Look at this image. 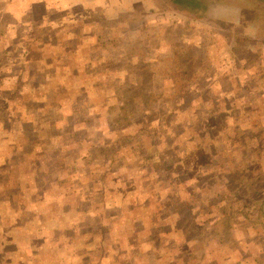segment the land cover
Returning <instances> with one entry per match:
<instances>
[{
    "label": "rangeland",
    "instance_id": "1",
    "mask_svg": "<svg viewBox=\"0 0 264 264\" xmlns=\"http://www.w3.org/2000/svg\"><path fill=\"white\" fill-rule=\"evenodd\" d=\"M101 1L103 2L98 4L69 1L62 7V2L58 3V0H0V28L5 29V44L8 43L5 49L8 53L4 54L5 66L12 63V66L8 67L9 72L18 74L21 78L23 72H28L23 70L24 63H27L30 77L19 79L22 85L19 88L38 83L39 86H34V100H40L41 94H46L50 100L41 105L42 108H38L34 100L29 98L28 90L21 89L19 92L16 89L12 93L13 108H0V120L9 119L8 111L13 113L15 120L6 121L11 127L6 135L0 131V165L5 162L0 168V180L5 187L1 189L3 185L0 186V264H82L80 257L70 260L68 256H75L80 246L78 252L87 250V244L96 246L103 237H107L108 242L113 241L116 234L111 233L128 229L117 222L116 218L113 219V225L109 220L104 224L106 218H103L109 214L126 215L128 203L127 200H122L123 198L153 200L145 202L146 205L144 202L138 205L136 212L139 215L143 214L145 206L150 207L152 211L156 208L157 203L154 202L162 198L167 190L154 189L155 181H152L154 175L150 171L151 167L142 169L137 166V152L122 147L119 154L114 155L123 157L125 153L129 154L130 158L125 160V163L134 164L137 175L121 171L109 173L103 179V184L99 178L108 164L99 158L96 149H91L90 154H87L86 141L80 143L79 138L88 133L92 137L99 136L103 141V134L107 129L111 134L108 140H117L121 144V138L112 130L113 121L122 114L118 108V105L122 104L120 101H128L125 107L138 106L137 102L140 100L152 101V116L155 115V118L160 112L169 110L171 104L176 106L175 115H172L176 118L174 127L164 123L158 127V121L148 125L147 131L143 133L146 149L152 151L157 148V151H163L159 161L162 162L161 166L173 164L179 170L178 173L186 172L183 168L189 166V161H179L180 157L191 154V163H195L194 143L186 138L196 126L187 128L180 134L185 126L188 127L190 120L194 121V125L200 124L191 116L194 111L199 113L196 116L198 119L208 118L215 124H211V132L219 138L218 144L226 150L231 149L226 155L227 159L234 156L237 159L242 154L247 159L251 155L249 148L242 153L235 146L228 144V133L248 141L253 145L251 148L254 151L261 152L257 149L262 142L259 133L264 132V127L249 128L250 131L243 135H239L232 127L225 130L221 127L220 118L224 115L227 120L230 119V115L223 112L227 102H218L215 106L210 101L204 102L194 90L198 88L207 96L206 89L211 88V80L207 76L221 67L223 70L237 73L241 75L237 84L240 89L243 85L246 88L243 91L238 90V102H232L231 106H245L251 99L252 104L249 105L259 106L260 109L251 112L237 107L239 115L234 121L244 118L257 123L264 121V94L260 93L264 90V41L258 40V37L262 36L259 33H264V0ZM217 2L222 3L221 9H226L225 4L227 8L234 9L236 12L230 14L233 17H236L238 9L242 10V17L234 24L231 20L222 21L212 17L206 6L211 3L215 5ZM218 10L219 8L215 11ZM213 14L216 15L215 12ZM44 42L50 44V47ZM65 42H69L66 48L71 49L69 57L63 47ZM196 42L200 44L197 46ZM55 44L58 49L52 47ZM23 48H26L27 55L22 54ZM74 54L78 56L75 57V62ZM92 56H99L97 62L93 65L90 60L82 69V64H79L77 59H92ZM25 57L29 58L30 62H26ZM49 57H52L53 63H46V58ZM140 57L149 62L142 65L138 60ZM36 59H40L39 65L35 64ZM46 65L52 70L53 76H50ZM120 66H123L128 74L116 78L113 75ZM66 68L68 76L64 80L62 77L65 75L61 73ZM4 70L6 71V68ZM76 71H79L81 76H87L86 73L91 76L95 73L98 77L94 79L90 76H80V79L74 76ZM139 72L143 76H140ZM43 73H47V76H41ZM136 80L137 83L143 82L141 86L145 93L138 92L139 89L135 87ZM183 83H190L191 94L183 95L185 98L179 106L177 92L181 91ZM83 85L86 95L79 90ZM94 85L99 88L91 90L90 87ZM171 89L175 96L170 93ZM216 94H219L220 98L224 96L227 101L235 96ZM61 101L67 103L68 116L62 125L55 126L54 123L61 121L63 113L59 108L54 110L53 107L50 110L49 104ZM93 102L96 105L102 103L103 106H95L92 109L89 106ZM24 110H27L29 120H26ZM138 111L130 112L125 118L126 121L122 120L123 123L119 125L122 138L130 136L125 139L128 145L137 143L132 136H136L135 130L140 127L142 119ZM85 116L94 121L97 129L94 126L90 130L74 128L78 123L76 119ZM133 120L136 122H131ZM108 140L104 144L108 143ZM151 142L156 144L151 145ZM22 143L25 144L24 152L20 147ZM104 144L100 145L103 149ZM29 150L34 153L36 151L37 157L29 158ZM111 150L114 149L108 145L105 152L108 154ZM6 153L8 156H4ZM262 161L260 164L257 162L261 167ZM6 171L11 176L17 175L18 179L21 176L30 188L25 190L23 182L19 183L18 179L12 181L3 176ZM114 175L120 178L117 185L111 181ZM236 175L234 174L233 178ZM148 177L152 182L144 183L143 180H148ZM202 179L210 180L205 176ZM216 179L219 180V175ZM130 187L133 188V196L130 191H126ZM255 192V188L248 186L244 195L261 201V196L251 197ZM81 194L89 199L88 202L80 200ZM237 194L226 198L229 201H234V197L242 199L238 196L242 194ZM201 195L204 197L205 193L200 192L198 199ZM76 197H80L78 201L75 200ZM117 201L120 204H116ZM136 201L139 202L138 199ZM202 201L205 203L203 208L207 210H211L210 205L216 203L207 199ZM107 203L112 206H107ZM75 204L87 207L90 216L75 213ZM219 209L218 205L213 208L214 212ZM78 219H81V223L76 229L75 222ZM78 229H98L105 233L92 238L78 233ZM122 232L116 237L118 244L124 247L134 245L137 240H129ZM48 239H51L53 246H57L52 252L45 250ZM129 254L127 253L128 257ZM119 255L122 256L123 253ZM17 260L19 263H16Z\"/></svg>",
    "mask_w": 264,
    "mask_h": 264
},
{
    "label": "crops",
    "instance_id": "2",
    "mask_svg": "<svg viewBox=\"0 0 264 264\" xmlns=\"http://www.w3.org/2000/svg\"><path fill=\"white\" fill-rule=\"evenodd\" d=\"M58 1V3L62 2V7H65V4H67V2L69 1L90 4H98L103 2L101 0ZM220 4L222 3L217 2L215 5L211 3L210 5L206 6V10L209 12V14L212 13V17H215L216 19L222 21L231 20L233 21V24L242 17V10L238 9L236 17H233L230 14L236 11L234 9H230V7L227 8L226 4V9H221L223 5L220 6ZM218 8L219 10L215 11ZM213 12H215L216 15H214ZM1 24L2 23H0V25ZM250 29L253 28L250 27ZM3 30L5 29L0 28V108L8 110V108H13V91H15L16 89H18L19 92H21V89L25 90V88H19L20 86H22L19 82V79L29 78L30 73L29 65H27V63H24L23 70L28 72H23V77L21 78L18 74L9 72L10 69H8V67H11L12 63H8V65L5 66L6 56L4 54L8 53V51L5 52L8 43L5 44V34L3 33ZM259 35L263 36L264 33H259ZM262 36L258 37L259 41H264V37ZM68 43L69 42H65L63 45V47H65L64 49L68 52L67 57H69L70 53L68 47L66 48V46H68ZM45 44L50 47V44ZM199 44V42H196L197 46ZM83 45H85L84 42ZM40 47L42 48L43 46ZM52 47L56 48L58 47V45L55 44ZM25 49L23 48V55L28 54L27 52H25ZM75 57L78 56L76 54L73 55L74 62ZM25 58L26 62H30L29 58ZM98 58L99 56H92V59H89L88 57L87 59L79 58L77 60H88L89 62L91 60V63H93L94 65L97 62ZM138 60L147 61V59H145L144 57H140ZM40 63V59H36L35 64L39 65ZM46 63H53L52 57H49V59L46 58ZM79 63L82 64L81 62ZM5 68L6 71L4 70ZM46 68L48 69V71L50 70L47 65ZM224 70L221 67L220 70L213 72L210 76H207V78L211 80L210 87L214 92L220 93L225 96L235 94V96L232 97L229 101L224 99V96L222 97L225 102H227L224 109L226 111L223 110V112L228 113L230 115V119L227 120L226 117H223L224 115H222V117L220 118V120H222L221 127L223 125H227V128H224L225 130H227L229 127H238V129H241L242 131H245L246 129L250 131L249 128L253 129L264 127V121H259V123L255 121L251 122V120H248L246 118L237 121L238 123L234 121L235 117L231 112L232 109L237 110V107H243L245 110L252 112L258 111L260 108L259 106L249 105L252 104L251 99H249L247 105L245 106H231L232 102H238V90L240 89V85H238L237 82L239 81L241 75ZM111 71L115 70L111 69ZM116 71L117 73L113 75L116 78L125 77L128 74L124 67L116 69ZM67 72L68 70L66 68L64 69L63 73H61L65 75L62 77L64 80L68 76ZM50 73V76H53L52 70H50ZM41 76L46 77L47 73H43V75ZM80 76L81 73H79L77 77ZM140 76H143V74L141 73ZM32 77L35 76L32 75ZM90 77L97 78L98 75L92 73ZM127 84L126 90L128 91L129 89L127 88ZM92 87L94 90L95 85ZM92 87H90V89H92ZM244 88H246L245 85H243L240 91H243ZM2 93L7 96H4ZM260 93L264 94V90H261ZM249 98H251V95L249 96ZM222 103L223 102H221L220 104ZM62 104L63 105L59 106L58 108L62 111L63 116L61 117V121L54 123L55 126H58V124L62 125L64 119L68 116L66 112L68 109L67 103L63 102ZM90 108L93 109L95 108V106H90ZM24 112L26 115V120H29L30 116L28 115L27 110H24ZM8 114L10 116L9 119L0 120V131H2L4 135H6L7 131L11 128L10 125L6 124V121L10 120V122H15V120L13 119V113L11 111H8ZM85 118L89 117L85 116L76 119L78 123H75L76 125L74 126V128H84L90 130L93 126H95L91 123L94 121L90 120L91 122H89L88 120H85ZM259 136L262 139L261 146L259 147V149H257L261 151L260 153L258 151H254L251 146L246 144V141L243 139H238L237 143L245 144H233L235 148L240 150L242 153L246 148H249L251 155H249L246 159L245 155L242 154L240 158L237 157L236 162L229 161L227 165L222 169V174L219 177V182L217 184H213L216 185L217 188H220L221 191H226L228 195L241 193L243 196L238 194L237 195L242 199L238 200L237 197H234V201H229L225 196L220 194V198L216 200V203H212L210 205L211 210L204 209L203 207L205 206V203L202 200L207 199L212 202L211 199L208 197H202V195L200 199H198L197 196L200 192L210 193L213 188L207 181L197 182V180L203 178L206 173L205 171H203L205 168H199L196 156L194 155L195 163L192 164L188 162V168H183L188 171L194 170V173H191L192 178L188 181V183L191 184L190 189L192 190L186 192L183 189L186 183L180 182V180L177 179H174L172 183L161 181L157 183L155 182L154 189L156 188V190L158 191L167 190V193H165L162 198H159L156 202H154L157 203V205L153 211L150 207L145 206L143 208L142 215H139L136 212V210L138 209V205L142 202H144L145 204V202H152L153 200L149 199V201H144L145 199L140 198H123L122 200H127L128 203L126 209L128 214H119L117 216L109 214L107 216H103V218H106L104 219V224H106L109 220L112 225L114 223L113 219L116 218L117 222L121 223L123 227H128V229L124 230V232L117 231L116 233H111L116 234L113 237V241L108 242L107 237H103L99 240V243L96 246L87 244V250L83 252H78L79 248H81L80 246L77 249L76 255L68 256L69 259L72 260L74 257H80L83 262L82 264H264V217L263 215H260L258 219L253 221V216H251L254 211H257V208L259 206H264V201H255L251 198H247V196L244 195L247 188L244 186H246L245 183H247L248 180L246 175H264V160L262 161V159L264 158V132H260ZM89 137L90 136H86L85 139L80 137V143L83 144L84 141L87 142V138ZM203 146L205 147V154H208L211 158L216 157V153L212 152L211 147L213 146L209 147L207 144H204ZM7 149H9V146H7ZM11 150L13 151V146ZM209 150L211 151L209 152ZM4 156H8V153L4 154ZM261 161L262 167L258 165V163L260 164ZM3 165L4 164H1L0 168ZM238 166H240L241 168L237 169ZM163 171L165 173L180 174L178 173L179 170L176 169V166L163 168ZM236 173L245 174V176L242 178V182L244 184L238 183V181L240 180V177L238 175L233 178V175H236ZM23 183L25 184L23 188L25 190H28L30 188V186H28L29 184H26L25 181H23ZM253 183L255 184V186H249V188H255L256 192L252 194L251 197L254 196L258 198L259 196H261V198H264V177H260ZM1 185H3V182L0 180V186ZM1 189H5L4 185L1 187ZM126 191H130V194H132L133 196L132 187L128 188V190ZM192 192L194 194H191ZM175 194L176 197H174ZM169 196H171L172 199H169ZM78 198L80 197H76L75 200L78 201ZM137 199L139 200V202L136 201ZM80 200L88 202L89 199L84 200L80 198ZM116 204L120 203H118L117 201ZM110 205V203H107V206ZM216 205H218L220 209L214 212L213 208ZM254 207H256L255 210L253 209ZM74 208L75 213H83L87 217L90 216V212L86 210L87 207H82L79 204H75ZM75 223V227L77 229V225L81 223V219H78ZM226 230H230V233L225 234L224 232ZM119 232H122L124 237L128 238L129 240L135 241L136 239L137 241L134 243V245H126L125 247L123 245H119L116 239V237L120 235ZM78 233L91 236L92 238H97V236L104 234L105 232L98 229H78ZM227 236L230 239L223 240ZM45 246V250L50 252H52L54 248H57V246H53L51 244V239H48V243L46 242ZM45 246L43 247L45 248ZM120 252L123 253L122 256L119 255L121 254ZM127 253H130L129 257ZM17 262L19 263V260H17L16 263Z\"/></svg>",
    "mask_w": 264,
    "mask_h": 264
},
{
    "label": "trees",
    "instance_id": "3",
    "mask_svg": "<svg viewBox=\"0 0 264 264\" xmlns=\"http://www.w3.org/2000/svg\"><path fill=\"white\" fill-rule=\"evenodd\" d=\"M68 49H69V51L71 50L70 48H68ZM79 62L82 63V69L84 68L85 64H89L90 63L88 60H83V61H79ZM140 62L143 65V64H147L149 61H144L143 60V61H140ZM121 67H123V66H120L119 68H121ZM75 74H76L75 77H77L78 74H79V71H76ZM86 74H87V76H90V74H88V73H86ZM139 74H141V72H139ZM87 76H81V77L89 78ZM81 77H78V78L81 79ZM182 80H184V79L182 78ZM139 81H141V80H139ZM189 84L188 83L181 84V87H182L181 91L177 92L178 96H179V106L182 105L183 100L185 98L184 97L185 94L186 93H190L191 94V92L189 91V88H190L191 85L189 86ZM141 85H143V82H141V83L138 82L137 83V80H136L135 87H137L139 89L138 92L140 94L145 93L143 91V88H142ZM34 86H39V84L38 83H34V84H30V85L25 87V90L26 91L28 90V92H29V98H31L32 100H34L36 98V96L33 95L34 94L33 92L35 90ZM95 88H99V87L95 86ZM84 89L85 88H84V85H83L82 89H79V90H81L83 92V94L86 95V93H84ZM91 90H93V87H92ZM206 90H207V93H208L207 96H204L203 93L201 92V90L198 89V88H195L194 93L199 95L204 100V102L210 101L211 104L214 103L215 106L218 104V102H219V104L221 102H225L224 99L220 98L221 96L219 94L213 93L211 88H208ZM170 93L174 94V93H172V89L170 90ZM146 94H148V93H146ZM174 96H175V94H174ZM191 97L192 96H190V99H191ZM49 101L50 100L47 98L46 94H41V99L40 100H38V99L34 100V102L38 105V108H42L43 106L41 107V105H45ZM120 102L122 104L118 105V108L121 109L122 114L119 116V118L117 120L113 121L112 130H114L116 135L119 138H121V144L117 140H113V141L108 140L109 138H111V134H110V132L107 129H105L106 131L103 134V141L100 140L99 136H93L92 137V135L90 133L86 134L85 136H82L83 139H85L86 136H90L89 138H87V143L85 145V146H87V149H88L87 154L88 155L90 154L91 149H96L97 153L99 154V158L108 164V167L105 168L103 172H101V177L99 178V180L102 179L101 183L105 184L103 179H105V176H108L109 173H115V172L118 173V171H121V173L129 174V175H137V171L135 170L136 166L134 164L132 165L130 163H125V160L130 158L129 154L125 153L123 157H114V155H118L119 154V150L122 147H128L132 152H137V154L135 155L137 157V160L135 162L137 163L138 167H140L142 169H147L148 167H151L150 171L154 175V177H152V181H155L156 183L159 182V181L172 183L174 181V179L175 180L177 179V180H180V182H185L186 183L185 186L183 187V189L186 192H189V190H192V189H190L191 184L188 183V181L192 178V174L194 173V170H190V171L186 170V172H183V173H180V174L165 173L163 171V168H169V167L173 166V164H171V165L167 164V165L161 166L162 162L159 163V161L161 160V158L163 156V151H157V148H154L152 151L151 150H147L146 146H145V134L143 132L147 131V126L148 125H151L154 122L158 123V121H160V124L158 125V127L161 125V123L169 125L170 127H174L175 126L176 118L172 117V115H175L176 106L174 105V107H173V105L171 104L170 105L171 107L169 108V110H167L166 112L165 111L160 112L159 115L157 116V118H155L154 117L155 115L152 116L153 115L152 114L153 113L152 112V110H153V102L152 101L145 100L143 102L142 100H140V101L137 102L138 106H135V107H132V106L131 107L130 106L125 107L124 105H127L128 101H120ZM62 103H63V101H61L59 103H51V104H49L50 105L49 109L51 110L54 107V110H55L59 106L63 105ZM71 104H73V103H71ZM91 106H98V107L101 106L102 107L103 104L101 103V104H97L96 105L93 102L91 104ZM137 110H139L138 114H140L142 116L141 123H139L140 127L137 130H135V132L137 131L136 132V136H132V137H135L137 143H136V145L135 144L128 145L125 142V139L126 138H130V136L122 138L123 134L120 131L119 125L121 123H123L122 120H125V118L128 116V114H130V112L133 113L134 111H137ZM213 112H215L214 109H213ZM231 112H232V114H233V116L235 118L238 116L237 110H233L232 109ZM167 115H169V117H167ZM198 115H199V113L194 111L191 116L194 117L195 120L199 121L200 124L194 125V121L190 120V121H188V123L186 122L188 127L185 126L184 130L180 131V134L182 135V133H184L187 128L191 129V128H193V126H196V129H194L193 132L186 139L188 141H192L194 143L195 152L193 154L196 156V160H197V164H198L199 168H205L203 170L206 173L204 176L208 180L209 179L210 180L214 179L213 181H210V180L207 181L208 183L211 184L213 190L210 193H208L207 195L205 193L204 197H208L211 200L216 201L217 199L220 198V194H222L225 197L229 196L226 191H221L220 188H217L216 185H213V184H215V183L217 184L219 182V180L216 179V176L219 175V177H220V175L222 174V169L227 165V163L229 161L236 162V158H234L235 156L233 158H231V159H227L226 158L227 153L230 152L231 149L230 150H226L222 146L217 144V141H218L219 138H217L216 135H214L211 132V126L212 125L215 126V124L211 120H209L208 118L198 119L196 117ZM209 115H211V114H208V116ZM85 120H88L89 122H91L90 118H85ZM131 122L135 123L136 121L133 120ZM22 123L24 124L25 121L23 120ZM91 123H93L95 125L94 122H91ZM51 126H52V124H51ZM94 128L97 129L95 126H94ZM223 128H227V125H223ZM235 130L238 131L239 135H243L244 133H246L248 131L247 129L245 131H242L241 129H238V127H236ZM197 134H199V136H197ZM228 137H229V140L227 142H230V143H228L230 145H233L234 143L238 144V145L245 144V143H237L238 139L239 140H242V139L232 135V133H228ZM106 140H108L109 142L104 144V142ZM101 144H104V146H105L104 149L100 146ZM155 144L156 143L151 142V145H155ZM204 144H207L209 147L213 146L211 148H212V152L216 153V157L215 158H211L208 154H205V147L203 146ZM246 144L250 145L251 147L253 146L251 143L249 144L248 141H246ZM108 145H110L112 147V149H114V150H111L107 154L105 152V149H106V147ZM24 146H25L24 143H22L21 146H20L22 148L23 152H24ZM136 148H138L137 151H136ZM25 150H27V148ZM210 151L211 150H209V152ZM27 152H28L29 158H32V157L36 158L37 157V152L36 151H35V153H34L33 150H29ZM217 153H221V154H217ZM100 155H103V157H101ZM190 159H191V154H188V156L186 155L185 157H180L179 161H181V160L187 161L188 160L191 163ZM114 163H116V164H114ZM1 173H0V175H1ZM148 175H149V171H148ZM237 175L240 177V180L238 181V183L239 184H244L242 182V178L245 176V174L244 173H241V174L237 173ZM3 176H5L6 178H10L12 180H17L18 179L17 175L11 176V175H9V173L7 171H6V173H4ZM20 177L18 179L19 183H22L23 181H25V183H27L25 179H21ZM246 177H247L248 180H247V183H245L246 186H244V187L255 186V184L253 182L257 181L260 177H264V175L255 174V175H246ZM111 181L114 182L117 185V183H119V181H120V178H118L117 176L114 175L113 179ZM152 181L149 179V177H148V180H146V179L143 180L144 183H148V182H152ZM201 181L205 182L202 178L197 180V182H201ZM59 182L61 183V180ZM228 183H229V180H228ZM191 194H194V193L192 192ZM263 195H264V192H263ZM81 196H82V199L88 200V198L85 195L81 194ZM174 197H176V194H175ZM169 199H172V197L169 196ZM262 200L264 201V198H262ZM259 207L257 208L256 212L254 211V213L251 214V216H253V219H252L253 221L258 219L260 217V215H263V217H264V206H262L260 208ZM255 208L256 207H254L253 209L255 210ZM227 225H228V223H227ZM224 233L228 234V233H230V230H226ZM227 239L229 240L230 238L227 236L223 240H227Z\"/></svg>",
    "mask_w": 264,
    "mask_h": 264
}]
</instances>
